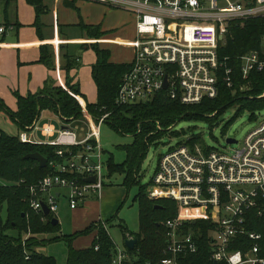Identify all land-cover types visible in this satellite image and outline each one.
Here are the masks:
<instances>
[{
  "label": "built area",
  "instance_id": "built-area-1",
  "mask_svg": "<svg viewBox=\"0 0 264 264\" xmlns=\"http://www.w3.org/2000/svg\"><path fill=\"white\" fill-rule=\"evenodd\" d=\"M86 1L135 17L136 37L131 43L134 53L116 95L118 105L146 103L162 91L183 105L214 99L217 73L223 66L217 50L229 25L264 18V0ZM5 30L0 25V37ZM239 60L244 79L252 71L264 73V53L251 51ZM230 73L227 68L225 82L229 87ZM261 96L264 98V93ZM83 114L89 124L83 140H78L72 129L56 131L49 123L38 126L33 122L18 135L21 143L56 146L67 151L61 163L51 164V174L29 187V207L43 215L42 221L44 205L47 216L57 219L61 198H66L73 210L83 205L90 194L102 196L105 167L99 130L107 115L95 123L84 108ZM36 132L45 137L44 142L34 138ZM234 144L238 145L236 141L227 145ZM73 147L82 150H68ZM56 155L63 158V150H57ZM90 178L94 181L88 182ZM147 197L151 201L170 200L178 208L176 216L163 224L165 258L160 264H187L198 255L203 237L208 243L206 259L213 264H264L259 246L262 237L248 230L249 213L264 222V121L258 122L236 149L206 152L199 145L184 144L170 148L158 159ZM187 210L200 212L182 217ZM196 222L208 224L205 233L200 228L194 232L187 226ZM242 240L252 242V246L246 248ZM233 245L242 248L232 251ZM128 258L126 251L116 248L111 264H124Z\"/></svg>",
  "mask_w": 264,
  "mask_h": 264
},
{
  "label": "trees",
  "instance_id": "trees-1",
  "mask_svg": "<svg viewBox=\"0 0 264 264\" xmlns=\"http://www.w3.org/2000/svg\"><path fill=\"white\" fill-rule=\"evenodd\" d=\"M67 5L75 10L74 4ZM78 28L87 38L98 39L105 35L100 26H86L80 22ZM263 39L264 18L231 23L217 50L219 61L223 64L217 73V96L214 99H203L196 105H183L176 99H170L164 91L146 103L118 105L115 101L116 95L123 75L129 70L130 65L110 63L108 50H102L97 45L88 46L96 55L91 77L97 91V102L86 104V110L96 122L107 115L103 124L107 123L118 135L132 137V143L120 149L124 153L123 162L116 163L112 155H108L105 159L104 184L106 178L114 175H124L123 184L128 187L137 183L148 147L161 138L166 133V129L177 122L199 121L212 125L229 108L236 109L230 122L244 112L249 113V120H255V113L264 109V98H258L264 93V73L252 71L244 79L239 58L251 51L263 54ZM45 64L48 68L53 66L50 56L45 59ZM77 67L78 58L75 55L67 53L63 56L61 71L68 75ZM227 68L231 69L228 75L230 87L225 82ZM64 84L67 91L54 87L53 82H50L36 94L26 97L16 95L17 110L15 112L9 111L0 102V113L5 112L13 120L18 132L31 126L44 110L55 114L60 119L79 120L82 117L81 107L70 95L82 96L78 83L74 82L73 77L66 76ZM213 113L216 115L210 117ZM186 144L190 147L199 145L206 152L212 149L203 146L200 136L192 137ZM179 145L182 143L176 146ZM57 150H63V158L56 155ZM68 150L81 151L82 147H73ZM34 153L47 160V166L44 169H40L36 161L24 159L26 155ZM65 157H67V151L64 148L21 143L17 136H8L0 129V181L2 182L0 212L3 207H6L5 225L1 224L0 219V264H58L54 257L44 256L36 251V248L44 243L36 237L42 234L59 233L60 226L59 224L51 225L53 219L51 216H45V221H42L43 215L30 209L28 196L29 187L51 174V164L61 163ZM140 188L144 190L143 187ZM133 201L139 203V230L132 234L121 227L124 240L132 237L137 240L132 251L125 248L129 258L124 264H160V261L165 258L163 224L176 216L177 205L165 199L151 201L144 191L139 192ZM199 212L194 210L190 213L195 216ZM248 216L250 219L248 230L262 237L259 246L260 256L264 257V222L254 213H249ZM187 226L192 227L194 232L200 228L203 233L209 227L205 222H196L193 226L191 224ZM5 230H16L18 236L16 238L4 236ZM90 232H96V238L87 249H73L71 242L75 236L65 237L64 241L68 244L65 264H111L116 248L104 226L91 224L83 234ZM23 235L30 237L23 239ZM242 241H245L246 248L252 246V242ZM199 247L198 255L187 264H213L206 259L208 251L206 238H202ZM241 248L240 245H233L230 250L236 251Z\"/></svg>",
  "mask_w": 264,
  "mask_h": 264
},
{
  "label": "rangeland",
  "instance_id": "rangeland-1",
  "mask_svg": "<svg viewBox=\"0 0 264 264\" xmlns=\"http://www.w3.org/2000/svg\"><path fill=\"white\" fill-rule=\"evenodd\" d=\"M4 6V2L0 0V14H3L1 12L4 9ZM13 8L14 4L10 7V12ZM80 13L85 20H88V22H97L101 24L104 30L109 31L117 29L115 33L107 35V38L118 37L127 40L133 39L135 18L128 12L104 5H90L84 2L80 6ZM99 47L111 51L112 62L126 63L130 62L132 58V50L130 48L116 45H102ZM71 49L79 58V68H82V82H89L86 53H89L90 56L94 55L92 49L89 47H81L80 45L72 47ZM261 95L258 96L259 99L263 98ZM74 99L77 101L76 98ZM84 107L85 111L89 114L86 110L85 104ZM82 110L83 107L81 106V112ZM235 112L236 109L234 108L225 110V112L222 113V115L218 117V120L212 125L207 122L181 121L166 129V133L161 138L157 139L155 143H151L148 147L146 158L140 168L139 179L137 183L131 185V187L123 184L124 175H114L111 178H106L103 196L96 198V196L90 194L88 200L86 199V201H88L86 205L75 211H72L69 208L66 198H61L58 202L57 211V221L59 222L60 231L55 234L38 235V240L44 241V243L39 245L36 248V251L44 256L54 257L58 264H65L68 246L64 241L65 237L75 236L74 240L71 242L73 249L78 250L88 248L92 244V240L95 238V232H90L85 235L83 232L86 227L92 224V222L94 223V221H98L95 223L97 225L105 226L104 228L114 243L115 248L125 251L121 227L126 228L127 232L132 234L138 232L139 203L133 200L139 192L144 191V193H147L159 157L179 143L185 145L186 142L195 136H200L204 143L203 146L206 148H212L217 151L236 149L247 133L253 129L258 122L264 121V109L255 113V120H249V113L244 112L233 122H230ZM215 115L216 113H213L210 117ZM45 120L47 121V119ZM61 121L69 127H73L77 124L79 129L76 128V130L81 131L84 128L85 118L82 112V117L79 120L63 118ZM74 121H76V124ZM51 122L57 127H60V121L57 118L53 117ZM94 122L98 123L96 121ZM0 129L8 136H17L18 134L16 124L6 113L0 114ZM86 130L87 127L83 129L84 133ZM222 130H224V132H222ZM87 133L88 131L86 132V135ZM176 133H178V135H175ZM228 138L236 141L238 145H227L226 139ZM39 139L42 142L45 141L42 137ZM131 143V136L118 135L108 126L107 123L100 126L99 144L103 152V161H105L108 155H112L116 163L123 162L124 153L120 149L122 146ZM1 183L2 182L0 181V184ZM140 187H143L144 190ZM0 219L1 224L5 225L6 207H3L1 210ZM3 235L16 238L18 232L16 230H5Z\"/></svg>",
  "mask_w": 264,
  "mask_h": 264
},
{
  "label": "crops",
  "instance_id": "crops-1",
  "mask_svg": "<svg viewBox=\"0 0 264 264\" xmlns=\"http://www.w3.org/2000/svg\"><path fill=\"white\" fill-rule=\"evenodd\" d=\"M3 2L5 6L1 12L3 14H0V25L5 26L6 30L0 37V102L11 112L17 110L16 95L26 97L27 95L36 94L42 91L50 82H53L54 87H60L67 91L64 85V78L66 76L73 77L74 81L78 83L79 91L82 96L70 95L77 99L78 104L81 105L84 110V104H95L97 102V91L91 77V69L96 63L95 52L92 50L94 55L91 56L89 53H86L87 74L90 81L83 83L81 79L82 68H79V58L72 52V47L79 45L81 47H88L90 45H97L98 47L102 45H116L130 48L133 58L134 51L131 43L136 37L135 25L132 40L118 37L107 38V35L115 33L117 29L109 31L104 30L101 24L97 22H88V20H85V18L80 15V6L84 2L90 5L104 4L86 0H12ZM69 3L74 4L75 10L67 5ZM13 4L14 8L10 12V7ZM80 22L86 26H100L101 31L104 32L105 35L98 39L87 38L78 28ZM99 48L110 52V63L130 64L132 61L131 58L130 62L126 63L112 62L111 51L102 47ZM67 53L75 55L78 58L77 69L69 72L68 75L60 69L63 64V56ZM49 56L53 64L51 68H48L45 64V59ZM87 115L89 114L87 113ZM53 117L60 121V127H57L51 122ZM84 118V128L87 127V132L89 130V124L85 115ZM45 119H47L48 122ZM34 122H36L38 126L49 123L56 131L62 129V127L70 128L76 135L78 133L79 137L77 135V138H80L79 140H83L86 136V132L84 133L83 131L84 128L81 131L76 130V128L79 129V126L75 123L76 121H74L76 124L75 126L69 127L67 124H63L58 116L46 110L41 111ZM19 134L20 132H18L17 137ZM55 136L50 138V141L53 140ZM41 137L45 139L39 132L35 133L34 138L40 141L39 138ZM87 202L88 201L80 205L81 207H77L72 211L84 207ZM97 222L94 221L92 224ZM28 237L30 236L23 235V239H27ZM36 238L38 239V236ZM95 238L93 240H95Z\"/></svg>",
  "mask_w": 264,
  "mask_h": 264
},
{
  "label": "water",
  "instance_id": "water-1",
  "mask_svg": "<svg viewBox=\"0 0 264 264\" xmlns=\"http://www.w3.org/2000/svg\"><path fill=\"white\" fill-rule=\"evenodd\" d=\"M163 89H164V90L167 89V82H166V79H164ZM66 128H67V127H62V129H66ZM226 143H227V144H231V143H235V141L232 140V139H229V138H228V139H226ZM24 159H25V160L36 161V162L38 163V167H39L40 169H44V168L46 167V165H47V160H46L45 158H43L41 155L37 154V153L26 155V156L24 157ZM87 181H88V182H93V181H94V178H90V179H88ZM156 208H159V207H156ZM42 211H43V214H44L45 216L48 215V209L46 208L45 205L43 206ZM57 224H58L57 219L54 218V219L51 220V225H52V226H55V225H57ZM136 243H137L136 238H134V237H132V238H128V239H125V240H124V247L132 251V250L134 249Z\"/></svg>",
  "mask_w": 264,
  "mask_h": 264
},
{
  "label": "bare ground",
  "instance_id": "bare-ground-1",
  "mask_svg": "<svg viewBox=\"0 0 264 264\" xmlns=\"http://www.w3.org/2000/svg\"><path fill=\"white\" fill-rule=\"evenodd\" d=\"M194 210H187L182 212V217H192L194 214H191L190 212Z\"/></svg>",
  "mask_w": 264,
  "mask_h": 264
}]
</instances>
